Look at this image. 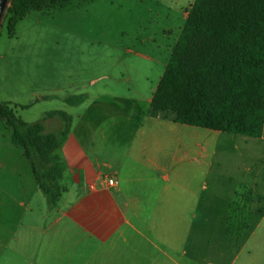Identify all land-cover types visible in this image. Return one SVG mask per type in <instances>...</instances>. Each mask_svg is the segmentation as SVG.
Returning <instances> with one entry per match:
<instances>
[{
  "label": "crops",
  "instance_id": "crops-1",
  "mask_svg": "<svg viewBox=\"0 0 264 264\" xmlns=\"http://www.w3.org/2000/svg\"><path fill=\"white\" fill-rule=\"evenodd\" d=\"M149 78L62 96L77 113L54 209L31 165L6 178L25 224L54 235V264H264V120L260 137L175 123L150 112ZM230 215L252 217L241 240Z\"/></svg>",
  "mask_w": 264,
  "mask_h": 264
},
{
  "label": "rangeland",
  "instance_id": "rangeland-1",
  "mask_svg": "<svg viewBox=\"0 0 264 264\" xmlns=\"http://www.w3.org/2000/svg\"><path fill=\"white\" fill-rule=\"evenodd\" d=\"M193 2L68 0L32 11L18 23L13 37L8 36L3 20L0 102L9 103L24 121L32 122L54 110L77 113L61 98L82 86L117 85L128 78L149 85L147 75L153 84L159 82ZM42 90L49 91L40 94ZM20 104L26 106L20 108ZM76 123L74 119L72 126ZM47 127L52 130L54 122L49 120ZM11 133L0 116V264H54V235L26 225L8 189L7 176L22 169L23 163L30 166ZM49 156L53 157L52 152ZM251 218L228 216L227 234L241 240Z\"/></svg>",
  "mask_w": 264,
  "mask_h": 264
},
{
  "label": "trees",
  "instance_id": "trees-1",
  "mask_svg": "<svg viewBox=\"0 0 264 264\" xmlns=\"http://www.w3.org/2000/svg\"><path fill=\"white\" fill-rule=\"evenodd\" d=\"M68 0H11L4 20L13 37L30 12ZM26 105H21L24 108ZM152 114L175 123L260 137L264 120V0H194L152 94ZM0 116L23 149L48 210L62 192L63 164L49 156L67 138L71 119L62 110L27 122L9 103ZM54 122L48 129L47 122Z\"/></svg>",
  "mask_w": 264,
  "mask_h": 264
},
{
  "label": "water",
  "instance_id": "water-1",
  "mask_svg": "<svg viewBox=\"0 0 264 264\" xmlns=\"http://www.w3.org/2000/svg\"><path fill=\"white\" fill-rule=\"evenodd\" d=\"M10 4L11 0H0V28L2 27L6 10Z\"/></svg>",
  "mask_w": 264,
  "mask_h": 264
},
{
  "label": "built area",
  "instance_id": "built-area-1",
  "mask_svg": "<svg viewBox=\"0 0 264 264\" xmlns=\"http://www.w3.org/2000/svg\"><path fill=\"white\" fill-rule=\"evenodd\" d=\"M116 182H117L116 179H114L113 177H110L107 179L108 185H114V184H116Z\"/></svg>",
  "mask_w": 264,
  "mask_h": 264
}]
</instances>
